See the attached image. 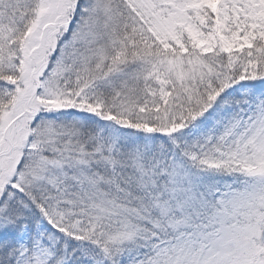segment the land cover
<instances>
[{
  "label": "snow or ice",
  "instance_id": "obj_1",
  "mask_svg": "<svg viewBox=\"0 0 264 264\" xmlns=\"http://www.w3.org/2000/svg\"><path fill=\"white\" fill-rule=\"evenodd\" d=\"M0 264H264V0H0Z\"/></svg>",
  "mask_w": 264,
  "mask_h": 264
}]
</instances>
